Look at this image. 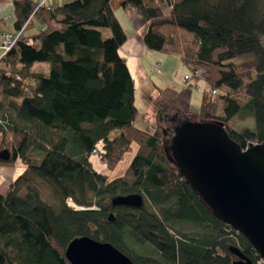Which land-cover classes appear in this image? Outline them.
Returning a JSON list of instances; mask_svg holds the SVG:
<instances>
[{"label":"trees","instance_id":"obj_1","mask_svg":"<svg viewBox=\"0 0 264 264\" xmlns=\"http://www.w3.org/2000/svg\"><path fill=\"white\" fill-rule=\"evenodd\" d=\"M121 5L148 23L142 38L148 50L193 62L203 72L207 88L199 109L192 111L173 89H160L155 130L134 126L135 86L118 53L126 34L110 0H75L54 9L13 0L15 31L31 20L42 31L18 40L0 66V151L10 155L0 168L24 167L0 196V264H70L66 247L85 236L108 242L133 264H231L230 246L257 264L251 243L213 216L182 180L168 144L173 130L191 120L223 126L242 150L248 142L264 145V0ZM35 63H47L48 74L33 72ZM232 118L251 119L254 129L236 131ZM93 150L102 151L100 161ZM132 150L124 176L110 180ZM38 182L56 204L43 201ZM127 194H140L144 204H110ZM186 224L199 231H182ZM125 236L139 247L153 246L160 258L135 254Z\"/></svg>","mask_w":264,"mask_h":264},{"label":"water","instance_id":"obj_2","mask_svg":"<svg viewBox=\"0 0 264 264\" xmlns=\"http://www.w3.org/2000/svg\"><path fill=\"white\" fill-rule=\"evenodd\" d=\"M246 145L242 150L232 142L223 126L185 120L173 130L168 148L182 180L213 216L251 243L264 264V145ZM9 156L0 151V160ZM110 204L138 208L144 203L140 194H127ZM228 249L236 258L231 264H254L236 247ZM65 250L70 264H133L108 242L87 236L75 238Z\"/></svg>","mask_w":264,"mask_h":264},{"label":"crops","instance_id":"obj_3","mask_svg":"<svg viewBox=\"0 0 264 264\" xmlns=\"http://www.w3.org/2000/svg\"><path fill=\"white\" fill-rule=\"evenodd\" d=\"M17 1H21V0H17ZM27 1L31 3H35L42 7L45 6L47 8L54 9V8H59V7L64 6V4L74 2L75 0H27ZM110 7L114 11L116 19L120 22V25L126 34V40L120 46L118 53L120 57L124 59L128 72L131 75V78L133 80V85L135 86L134 95L136 94L137 90H136L134 76L131 74L132 68L135 71H137L139 74H141L143 77L142 83H140L139 85L140 87H142L144 83H148L149 81L151 85L150 91L151 93L154 91L156 96L158 95L157 91L160 89H165V88L173 89L175 92H177L179 99L182 100L184 103L189 104L190 108L192 105H196L198 106V109H199V106L201 104L200 103L201 96L207 88L206 82L204 81L203 72L200 71L198 68H196L193 62L183 61L181 59L173 60V58H170L169 56H165L161 52L148 50L142 39L144 33L147 31L146 29L148 25L145 19H143L142 17H140L138 14L134 12L129 13L125 9H123L121 5V0H110ZM61 19H62L61 17L57 18V20H61ZM15 20H16V16L13 12V0H0V45H1V38H2L1 35L3 33L5 32L11 33L15 31V28H14ZM123 20L124 22H126V25L128 26V29H126L127 31L125 30V23H123ZM32 21L33 20H31L28 23V26L25 29H23L22 35L24 37L30 38L33 35L38 34L42 31V28L39 24H38L39 28L34 27V26L30 27L31 25L30 23ZM29 28H31L32 30H34V28H37V31H34L30 36H27L25 35V32ZM1 56H2V49L0 47V66L2 65ZM157 61L161 62L162 67L164 68V71H166L167 73H165L164 77H157V80L150 81V77L148 76L147 71L151 70L152 73H156V72H153V69H152L154 65L158 66L159 73L157 74H162L160 72L159 63ZM45 64H46V68H44V71L38 72V73H41L46 76L49 72V67L47 63ZM33 66L31 70L33 69ZM185 77H188V78L187 80L184 81ZM134 106H136V95L134 98ZM136 109H137V115H136L137 117L138 116L137 106H136ZM146 111L143 113L144 117H146ZM141 118H143L142 115H141ZM137 119L139 118L137 117L136 120ZM249 120L252 121L251 119H246L243 121H239L237 119V121L241 123L247 122ZM231 121L229 122V124L231 125V128H233L236 131H240L243 128H249L250 130L254 129L250 126H243L240 129H236L232 126ZM147 122H148V126L151 127L152 124L151 125L149 124L150 121L147 120ZM155 128L156 127L154 126L153 130H155ZM140 129L143 130V128H140ZM91 160L92 162H94L95 167L98 170L102 171L101 169L98 168L99 166L94 156Z\"/></svg>","mask_w":264,"mask_h":264},{"label":"rangeland","instance_id":"obj_4","mask_svg":"<svg viewBox=\"0 0 264 264\" xmlns=\"http://www.w3.org/2000/svg\"><path fill=\"white\" fill-rule=\"evenodd\" d=\"M262 0H259V2H261ZM125 23V30L128 29V26ZM30 27L34 26V27H38L39 25L33 20L30 23ZM39 28V27H38ZM34 31H37V28H34V30H32L31 28L27 29L25 32V35L30 36ZM127 31V30H126ZM104 33L105 37H109L110 32L103 30L102 31ZM163 55V54H162ZM165 56H169L170 58H173V60L177 59L180 60L179 57L177 56H171V55H167L164 53ZM159 63V67H160V72L162 74H157V73H152L151 70H148V76L150 77V81H155L157 80V77H164L165 73H167L166 71H164V68L162 67L161 62L157 61ZM190 62V61H188ZM44 66V67H42ZM44 68H46V64H42V63H35V65L33 66V72H42L44 71ZM153 69V68H152ZM46 72V71H45ZM155 72V71H154ZM131 74L134 76L135 79V85H136V106L138 107V118L135 121L134 126L138 127V128H143V130L148 131V132H152L153 127H156L157 124V109L156 106L153 105L156 95L154 93V91L151 93V85L150 82L148 81V83H144V85L142 87H140V83H142L143 77L141 74H139L137 71H135L133 68L131 69ZM150 107V108H149ZM149 108V109H148ZM148 109V110H147ZM147 110V111H146ZM191 110L192 111H197L198 110V106L196 105H192L191 106ZM146 111V117H144V112ZM141 115L143 118H141ZM171 114H167V120H172V116H170ZM149 119H148V118ZM147 120L150 121V126H148V122ZM231 124L234 128L236 129H240L243 126H250L252 128H254V123L252 121H247V122H238L236 118H233L231 121ZM116 131H114L111 134V137L115 134ZM134 155V150L128 152L125 154V156L122 158L121 162L115 167V170L111 173L109 179L110 180H115V178H121L124 176L125 174V169L128 165V163L130 162L131 158ZM98 161V160H97ZM98 164V168L101 169L102 171H104L102 166V163L99 164V162H97ZM24 170L23 165H21L19 162H17L16 165H14V167H7L5 169H1L0 168V196H4L8 190V187L12 184V182L18 178V175H20ZM38 186L41 192V198L43 199V201H45L46 203H48V205L52 206L54 204H56L57 200L55 199L54 196H52L51 191L48 189L47 186H45L44 184H42L41 182H38ZM182 231L185 232H193V231H199L198 228H196L195 226H192L190 224H186L184 225V227H182L181 229ZM125 244L128 248H130V250H132L135 254L137 255H142V256H147V257H155V258H160L157 250L153 247V246H149V245H143V246H137L134 244V242L131 240L130 237L125 236Z\"/></svg>","mask_w":264,"mask_h":264},{"label":"built area","instance_id":"obj_5","mask_svg":"<svg viewBox=\"0 0 264 264\" xmlns=\"http://www.w3.org/2000/svg\"><path fill=\"white\" fill-rule=\"evenodd\" d=\"M24 29V26L21 30L19 31H14V32H11V33H3L1 36V49H2V56L1 58L3 59V56L9 52L11 49H12V46L18 41L20 40L21 38H23V35H22V31ZM44 29V28H43ZM156 72V73H159V70H158V66L157 65H154L153 67V72ZM188 77H185L184 78V81L187 80ZM16 79L19 80L18 77H16ZM211 95L212 96H215L216 95V92L214 91H211ZM0 124H4L1 120H0ZM93 155H95L97 157V159L100 161L101 160V155H102V151L100 150H93ZM67 205L69 207H75L72 202L70 200L67 201ZM257 264H262V260L260 259V261L257 262Z\"/></svg>","mask_w":264,"mask_h":264}]
</instances>
